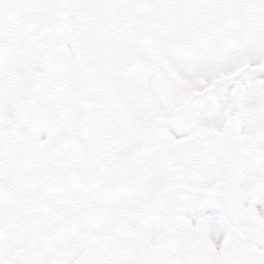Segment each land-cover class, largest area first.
<instances>
[{
  "label": "snow or ice",
  "instance_id": "obj_1",
  "mask_svg": "<svg viewBox=\"0 0 264 264\" xmlns=\"http://www.w3.org/2000/svg\"><path fill=\"white\" fill-rule=\"evenodd\" d=\"M0 264H264V0H0Z\"/></svg>",
  "mask_w": 264,
  "mask_h": 264
}]
</instances>
